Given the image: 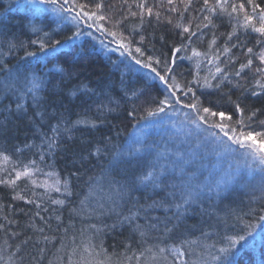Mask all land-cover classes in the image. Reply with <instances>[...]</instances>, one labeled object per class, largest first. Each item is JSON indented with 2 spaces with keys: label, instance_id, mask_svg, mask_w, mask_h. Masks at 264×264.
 <instances>
[{
  "label": "trees",
  "instance_id": "trees-1",
  "mask_svg": "<svg viewBox=\"0 0 264 264\" xmlns=\"http://www.w3.org/2000/svg\"><path fill=\"white\" fill-rule=\"evenodd\" d=\"M34 1L38 2L0 0V67L4 69L0 71V163L5 156L20 163L35 162L40 169L55 174L61 191L55 193L56 198L42 201L25 194L22 183L13 188L0 182V264H69L70 260L72 264H98L105 255L83 250L93 234L88 225L110 226L128 215L134 205L140 214L131 223L109 227L92 240L94 245L102 240L111 264H223L226 260L231 264H264V171H257L255 165L249 169L250 150L232 145L219 129H210L198 120L192 123L195 113L190 109L176 105L175 111L167 108L164 113L148 116V111L156 109L170 92L155 72L143 66L150 59L159 60L152 67L166 75L169 83L175 79L176 95L185 103L195 95L204 106L231 115L233 120L225 121L226 131L229 127L240 130L235 124L241 118L235 111L237 102L246 110L245 119L249 110L257 111L252 121H246L251 130L264 131V94L251 95L254 90L261 92L257 81L264 83V73L255 71L264 68L259 59L264 43H257L264 37L240 28L237 20L226 14L212 17L209 27H203L207 14L203 0H192L187 11L181 0L172 4L168 0H103L106 19L80 23L97 24L103 42L119 51L107 53L89 38L75 42V26L56 23L71 14L60 15L59 4L53 10L58 17L53 19L45 13L35 15L29 5ZM141 2L152 8L151 16L145 10L141 19L137 7ZM235 2L246 4V0ZM79 3L91 8V0ZM256 3L264 6V0ZM172 8L176 11H170ZM246 11H251L250 6ZM239 23H243L242 13ZM234 26L236 33L228 40ZM33 27L38 30L33 31ZM184 27L196 34L188 39ZM113 32L115 37L110 35ZM121 43L129 46L131 54L119 47ZM137 47L143 55L135 51ZM176 48L181 51L175 52ZM225 48L229 50L225 52ZM248 48L253 52L248 53ZM193 50L201 55L194 56ZM248 59L253 61L251 68L237 76L240 65ZM166 66L170 72H165ZM217 66L222 69L220 73ZM33 73L40 83L35 97L28 91ZM13 75L19 79H10ZM206 80L212 87L205 86ZM189 87L192 92H187ZM171 111L180 119L176 133L163 126ZM143 130H148L147 134ZM141 132L143 138L135 143ZM221 142L231 150L224 152L219 147ZM256 142L259 147V138ZM193 152L195 156L184 165L186 175L182 178L178 157L188 158ZM162 167L170 177L167 188L140 183L143 174L150 169L159 173ZM193 173L204 193L181 208L184 214L175 233L150 231L141 237L136 225H147L152 217L163 221L167 214L176 222L173 214L175 204L182 203L181 185ZM2 176L3 171L0 181H8ZM65 181L71 195L64 192ZM217 184L221 185L219 193ZM122 185L127 187L122 198H117L116 190ZM106 194L112 200L100 203L105 206L103 215L89 218L72 214L71 210L79 209L86 198L88 205L98 207L99 198L94 197ZM18 196L25 199L14 198ZM165 197L167 213L163 208H147ZM29 199L35 203H25ZM145 209L149 220L145 219ZM239 236L244 240L232 246L227 255L220 252ZM160 247L167 250L159 254ZM177 247L185 252L184 257L172 253ZM149 248L152 252L147 251ZM153 254L155 260L151 259Z\"/></svg>",
  "mask_w": 264,
  "mask_h": 264
},
{
  "label": "snow or ice",
  "instance_id": "snow-or-ice-1",
  "mask_svg": "<svg viewBox=\"0 0 264 264\" xmlns=\"http://www.w3.org/2000/svg\"><path fill=\"white\" fill-rule=\"evenodd\" d=\"M38 3L40 5H57L59 4V9L58 12L60 13H73L75 12L74 15H71L70 17H62L65 21L71 20L72 22H75L79 24L80 21H83L87 19L88 21H94V20H104L106 19L105 15L103 14V10L106 7L104 4L103 0H91V8L89 4H81L79 3V0H38ZM169 4L173 3V0H168ZM181 3H186L185 11L188 10L192 6V0H181ZM65 5H69L68 7H65ZM250 6L251 11H246V7ZM141 9V12L139 15L141 16V19H143L144 11H147V14L151 16L153 14V10L151 7H147L145 3L141 2L137 5ZM230 9V11H229ZM203 10L206 15L203 16V20L206 21V23L203 24V27L207 28L209 25L212 23V17L217 16V15H228L229 17L236 19L237 24L240 28H243L245 30L250 29L252 32L258 33L260 37H264V6H261L260 4L256 3V0H246L245 3H239L237 4L235 0H203ZM40 11H46V9H40ZM170 11H176V8L170 9ZM243 14V23H239V18L240 14ZM233 14H236L233 16ZM132 15H137V13H132ZM160 14L156 13L157 19H159ZM256 21L257 23H253V21ZM169 23H171V20H169ZM257 24L259 26H257ZM91 27V24L88 25ZM179 26V25H178ZM199 27V25H197ZM33 31H37L35 27L32 29ZM184 33H188V39L191 38V36H194L196 33L195 32H190L189 27H184L183 28ZM236 33V27L234 26L233 32L228 34V40H231L233 35ZM76 35H79V32L76 33ZM113 37H115L116 33H110ZM239 39V37H237ZM35 43V41H33ZM56 43H59L57 41ZM212 43H215V40L212 41ZM258 44L264 43V41H257ZM44 47V44L41 43V48ZM120 48L125 49V51H128L129 54H131L129 46L121 43L119 45ZM232 47H237L236 44H233ZM55 51V48L53 49ZM229 49L225 48L224 51L227 52ZM137 53L140 55H143L141 52V49L137 47L135 49ZM180 48H176L175 52H180ZM248 53H252L253 49L248 48L247 49ZM28 55H34V53H28ZM193 55L194 56H199L201 53L193 50ZM259 59L262 64H264V52H261L259 55ZM157 63L159 64L160 61H152L151 59L147 64H144V67L150 68L152 72H155L156 75L159 77L160 81L163 82L167 88V90L170 92V96L166 95L164 99L160 100L158 103V106L154 110L148 111V116H156L159 113H164L167 108H171L174 111L176 110V105H180L182 108H187L190 109L192 112L195 113V119L192 120V123H196V120H198L201 124L206 125L210 129H219L221 132L224 133L225 136H227V139L231 142L232 145H237L241 149H248L250 150L248 152V155L251 157V163L248 164L247 166L249 169H251L254 165L260 167L261 171H264V131H253L251 130V125L247 123L246 121H252L254 117L257 115L256 110H249V114H247L246 119V110L241 106L240 103H235V111L240 114V119L235 121V124L240 125V130H238L235 127H229L228 130L226 131L227 125L225 124V121H232L233 117L231 115L226 114L223 111L219 110H213L212 107L210 106H204V104L200 101L198 97H195L193 95V99L189 103H185L179 96L176 95V91L178 90V85H176L175 79L173 78L172 83H169L168 77L166 75H161L160 72L156 70V68L152 67V63ZM137 64H141L140 59H136ZM172 63H175L173 60ZM252 59H248L246 63H242L240 65L239 70L236 72V75L239 76L241 72L244 71L245 68H251L252 66ZM0 71H4L2 67H0ZM56 71H63L61 68H57ZM171 69L168 68L167 66L165 67V72H170ZM222 69L217 66L216 72L220 73ZM256 72L258 73H264V68L257 67L255 69ZM10 79H19L18 76H11ZM26 80H28V77H25ZM29 84L31 85L28 87V91L32 92L33 96H36V89L40 86L39 83V78L35 76L33 73L31 76V79L28 80ZM6 88L8 87V84L6 83L4 85ZM205 86L206 87H212V85L206 80L205 81ZM218 86V85H217ZM257 86L261 89V92L257 91H252L251 95L252 96H260L264 94V83H260V81H257ZM187 92H192V89L189 87L187 89ZM187 95V93H185ZM131 114V113H130ZM218 118V119H216ZM261 124L264 125V121H261ZM95 125H93L94 127ZM243 129H248V130H243ZM56 129H53V132H55ZM231 133V134H229ZM215 135V133H213ZM256 138H259L260 144L259 147L256 146ZM55 141V137L52 138L49 142V146L51 147L52 144ZM219 147L224 151L228 152L231 150L230 145L221 144ZM140 150L137 149V152ZM99 152V149L97 150V153ZM195 156V153H191L188 158H185L183 156L178 157V159L181 161V163L178 165L179 166V171L181 174V177L183 178L186 173H185V168L184 165L189 164L192 162V157ZM7 159V157H4ZM35 163V162H32ZM155 167V166H153ZM31 169L29 166H25L22 171H17L15 179L9 180V181H0L2 183H10L13 188L16 186V181L20 180L21 177H30ZM170 179L169 175L167 174V169L161 168L159 173L154 172L153 170H149L146 174H143L139 180L141 184H144L146 187L151 186L153 188H167L168 186V180ZM196 181V176L195 173H193L191 176H187V178L184 180L183 184L181 185V201L182 203H176V212L173 214L175 218V223L173 222L172 218L168 217L167 214L165 215L163 221L160 220L159 217H152L147 225H136L135 231L139 233L141 237H144L149 234L150 231H156L160 232L163 231L164 234H171L175 233V231L179 228V221L181 220L183 216V212L181 211V208L184 205L190 204L195 201L196 198H198L202 192L203 189L195 183ZM35 183V181H33ZM55 184H59V181H55ZM115 183H119V181H116ZM39 187H45L46 191L49 190L48 186L45 185H37ZM126 185H122L120 188L116 190V196L117 198H122L123 196V191L126 188ZM221 189V185L217 184L216 185V191L219 193ZM51 190H54L56 192H60L61 189L59 187H52ZM211 191V189H209ZM64 192L66 195H71V191L69 189L68 182L65 181L64 183ZM169 195H173L174 193H169ZM18 198L21 200H24L25 198L23 196H18L14 197ZM109 200H112V197L109 196ZM55 204H60L63 205L64 201L63 200H54L52 201ZM115 203V200L112 201ZM25 203H35L33 200H25ZM167 205V198H162L160 201H153L151 205H148L147 208H163L165 213L168 212V207ZM36 207L39 208L40 205L36 204ZM90 209V210H89ZM108 211H113V209H107ZM47 211V209H45ZM105 211V206L103 204L98 205L96 208H92L90 205L87 204V198L84 201H81V206L79 209H72L71 212L73 215L77 216H84L87 215L89 218L93 214H98V215H103ZM145 219L149 220V217L147 216V209H145ZM38 214V213H37ZM140 214V209L136 208L135 205L133 208L129 209V214L124 215L123 218H118L115 223L112 225H103V227H98L97 224H89L88 228L90 230H93V234L89 237V242L88 245L83 248L84 252L86 253H93L95 252V255L100 256V255H105V260L99 261L98 264H111V259L110 257H107L104 248H103V243L102 240L98 244H93L92 240L93 239H98L102 236L104 233L105 229L107 228H112L115 229L117 226H122L123 224L131 223L133 219H135L137 216ZM71 218V217H70ZM59 219V217H57ZM261 219H264V217H261ZM102 223V222H101ZM161 224H163V228L161 229ZM0 227H3L0 225ZM72 226L69 227V229H66L67 231H70ZM39 231H43V229H39ZM81 234L83 235L84 229H80ZM252 233L249 232L248 235H251ZM44 239L47 241L49 238L47 236L44 237ZM244 240V236H239L238 239H231L230 240V245L229 248H221L220 252L222 254L227 255L230 251V248L236 244H238L240 241ZM24 244L28 243V240L23 241ZM99 248L100 251L96 252L95 249ZM167 249L164 247H160L158 249L159 254H163ZM43 251V250H41ZM73 254L76 253V247L73 248ZM148 252H152V249L149 248L147 249ZM175 255L177 257H184L185 252L181 250L180 247H177L174 249ZM152 260L156 259V254H153L151 257ZM217 259H219L217 257ZM69 264H72V261H69ZM185 264L187 262L185 261ZM223 264H231L230 261H224Z\"/></svg>",
  "mask_w": 264,
  "mask_h": 264
},
{
  "label": "rangeland",
  "instance_id": "rangeland-1",
  "mask_svg": "<svg viewBox=\"0 0 264 264\" xmlns=\"http://www.w3.org/2000/svg\"><path fill=\"white\" fill-rule=\"evenodd\" d=\"M30 5V10H32V12H34L35 15L41 17L43 16V14L45 13L46 15L48 14V16L50 18H56L58 17V15L54 14L53 10L56 7V5H40L38 2H29ZM40 9H46V11H40ZM60 15L61 13L58 12ZM68 14V13H65ZM55 15V17H54ZM71 15H73L72 13L69 15H64L65 17H70ZM62 23V24H67L70 26H75L74 33H75V42L77 43H81L84 39L89 38L91 41H93L96 45H98L101 48H105L106 52H118L119 51L117 49H115L114 47L109 46L108 44H106L105 42H103V39L99 36V30L97 28L98 25L97 24H91V27H89L87 24L86 26L82 25L83 23L77 24L75 22H72L70 19L65 21L64 19H57L56 23ZM57 23V24H58ZM86 24V23H85ZM79 32V35H76V33ZM178 115L173 113V111L170 112V115L167 117V120L164 121V127L165 130L170 129V131H173L176 133L177 131V126H176V122L179 121V117H177ZM144 131V130H143ZM147 131H144V134H147ZM143 132L139 133L136 136L135 139V143H138L144 136L141 135ZM258 144V142H256ZM243 160V159H242ZM25 166H29L30 169L32 170L30 173V177H21L20 180L16 181L17 183H22L21 189L22 191L27 194L28 196H34L36 199L38 200H42V201H50L51 198H56L57 196H55V193H58L54 190H51V188L54 187H59L61 188V184L59 182V184H55L54 182L57 181L58 179L56 178L55 174H53V172L49 171V170H42L38 167V165H35L32 162H16V161H12L8 160V159H4V161H2L0 163V172L3 171V176L2 178L5 180H12L15 179L16 177V173L17 171H22L24 169ZM257 171L261 170L260 167H256ZM264 173V172H263ZM33 181H35V183H33ZM48 186L49 190L46 191L45 187H39L37 185H45ZM204 193V192H202ZM94 198H99V204L101 202H107L109 201V195H105V196H100L97 197L95 196ZM172 253L175 254L174 249L172 250ZM154 264V263H153ZM157 264V263H156Z\"/></svg>",
  "mask_w": 264,
  "mask_h": 264
}]
</instances>
